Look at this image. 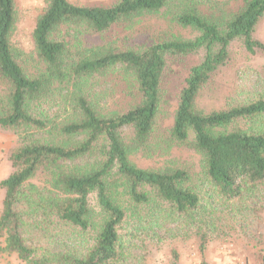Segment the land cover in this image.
<instances>
[{"label":"trees","instance_id":"obj_1","mask_svg":"<svg viewBox=\"0 0 264 264\" xmlns=\"http://www.w3.org/2000/svg\"><path fill=\"white\" fill-rule=\"evenodd\" d=\"M169 2L85 6L47 0L32 31L43 67L30 75L10 44L14 0H0V127L18 143L9 155L12 171L0 180V259L126 264L140 232L173 222L195 228L203 256L219 215H243L260 198L264 94L208 113L195 100L229 62L235 42L249 53L264 52L253 36L264 0H175L172 18L197 32L190 39L119 50L102 38ZM206 10L224 16L209 17ZM199 51L202 58L185 78L171 121L159 127L167 58ZM116 69L129 76L136 101L106 109L90 85ZM175 148L197 155V183L185 162L170 158ZM153 153L166 154L168 162L142 168L132 159ZM172 260L177 264L175 251Z\"/></svg>","mask_w":264,"mask_h":264},{"label":"rangeland","instance_id":"obj_2","mask_svg":"<svg viewBox=\"0 0 264 264\" xmlns=\"http://www.w3.org/2000/svg\"><path fill=\"white\" fill-rule=\"evenodd\" d=\"M69 1L76 5L108 6L119 0ZM174 1L170 0L160 11L142 15L131 24L112 27L102 38L110 41L119 50L139 49L164 39L193 38L197 34L195 30L182 27L172 18L177 11ZM46 6L47 0H14L15 15L10 44L17 59L30 75L39 72L43 67L36 54L32 31ZM205 12L209 17L224 16L221 10ZM253 36L264 43V17L256 26ZM202 55L203 52L199 51L167 58L161 88V106L157 116L159 127L166 126L171 121L185 78L190 68L201 60ZM90 88L95 102L106 109H124L136 101L135 86L121 70L109 72L92 83ZM263 94L264 52L249 53L240 42H235L231 47L229 62L201 89L195 106L208 113ZM17 144V135L0 127V180L12 171L9 155ZM170 158L179 163L185 162L197 183L196 174L200 168L195 153L185 148H175ZM132 159L142 168H159L168 162L167 155L162 153L149 156L138 154ZM2 199L3 190L0 189V211ZM217 220L209 231L203 256L198 250L195 228L173 222L154 231L140 232L131 245L126 264H173L172 251L178 255L177 264H260L264 253V191L243 215L223 218L219 215ZM0 264L20 262L15 255H4Z\"/></svg>","mask_w":264,"mask_h":264}]
</instances>
